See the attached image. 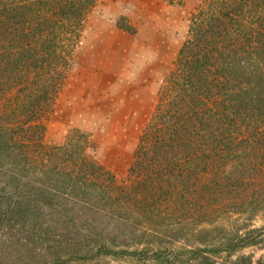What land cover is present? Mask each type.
<instances>
[{"label": "trees", "instance_id": "16d2710c", "mask_svg": "<svg viewBox=\"0 0 264 264\" xmlns=\"http://www.w3.org/2000/svg\"><path fill=\"white\" fill-rule=\"evenodd\" d=\"M98 2L0 0V264H264V0L200 3L125 182L45 140Z\"/></svg>", "mask_w": 264, "mask_h": 264}, {"label": "rangeland", "instance_id": "374dc122", "mask_svg": "<svg viewBox=\"0 0 264 264\" xmlns=\"http://www.w3.org/2000/svg\"><path fill=\"white\" fill-rule=\"evenodd\" d=\"M202 1L99 0L75 46L66 84L45 121L46 144L63 145L79 129L89 137L87 154L120 182L127 181L141 135L157 109L159 90ZM2 219L0 240L8 239L12 246L1 254L20 258L19 250L26 249L14 229L6 227L9 220ZM262 224L264 218L258 219L256 225ZM54 251L38 252L39 258L54 264ZM248 252L264 256V249ZM35 257L34 250L22 254L30 261ZM97 262L124 263L108 256Z\"/></svg>", "mask_w": 264, "mask_h": 264}]
</instances>
